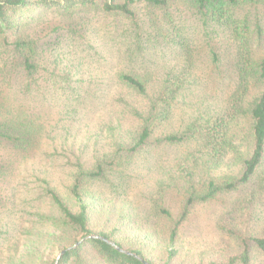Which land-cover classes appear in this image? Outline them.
<instances>
[{
  "label": "trees",
  "instance_id": "trees-1",
  "mask_svg": "<svg viewBox=\"0 0 264 264\" xmlns=\"http://www.w3.org/2000/svg\"><path fill=\"white\" fill-rule=\"evenodd\" d=\"M263 8L264 0H0V143L25 154L42 143L45 128L31 108L43 101L39 92L51 78L41 73L51 49L42 34H86L95 31L94 23L104 26L128 62L115 73L118 83L149 98L137 130L114 139L111 151L91 165L78 161L64 192L43 179L19 206L7 205L0 216V264H56V253L91 235L131 255L89 239L58 264H254L264 258V91L249 98L264 80V59L254 58V38L264 36ZM224 40L234 48L237 79L223 106L197 110L179 132L156 136L178 99L196 94L197 53L205 51L220 65ZM59 55L52 52L53 63ZM173 56L180 68L166 69L150 95L159 61ZM241 116L249 120L244 134L233 128ZM185 143L192 146L150 200L141 206L130 198L129 174L138 157ZM172 189L180 197L176 212L165 205ZM237 192L239 199L218 222L213 250L193 254L182 238L192 212Z\"/></svg>",
  "mask_w": 264,
  "mask_h": 264
},
{
  "label": "rangeland",
  "instance_id": "rangeland-1",
  "mask_svg": "<svg viewBox=\"0 0 264 264\" xmlns=\"http://www.w3.org/2000/svg\"><path fill=\"white\" fill-rule=\"evenodd\" d=\"M93 27L95 31L86 34L58 36L46 33L41 36L45 49L47 43L51 48L46 52L47 59L41 73L45 79L51 78L50 82L46 81L49 85L45 90L39 92L43 101H34L31 108L45 128L44 136L40 146L26 154L0 143V216L4 215L7 205L11 208L20 205L26 199L22 195L29 187L39 189L43 179H49L57 190L64 192L78 161L91 165L96 155L111 151L114 139L126 138L140 124V116L144 115L149 98L137 97L118 83L115 73L128 64L126 55L110 41L104 26L94 23ZM256 38L254 58L261 62L264 59V36L260 41ZM73 41L83 46L72 47ZM218 49L222 55L220 65L214 64L205 51L197 53L198 68L192 76L193 80L199 81L193 85L196 94L187 92L186 101L178 99L172 117L158 129L156 136L179 132L189 119L196 118L197 110L202 111L210 105L212 109L223 106L222 102L229 97L237 76L234 73V48L231 49L224 40ZM55 51H60L57 64L52 62V52ZM180 65V59L175 56L165 61L161 59L159 66L162 70H156L149 94H154V88L164 78L166 69L180 68ZM258 86L257 83L252 86L249 98L264 91V80ZM200 99L204 100L203 105L199 103ZM248 127L249 120L244 116L233 125L241 134L246 133ZM191 146L185 143L144 151L129 174L132 175L130 198L137 199L144 206L157 189L158 182ZM239 197L237 192L197 206L182 231L187 249L195 255L212 251L220 238L218 222ZM8 198L10 201L6 204ZM179 200L178 192L172 189L165 205L176 212ZM254 264H264V258Z\"/></svg>",
  "mask_w": 264,
  "mask_h": 264
},
{
  "label": "water",
  "instance_id": "water-1",
  "mask_svg": "<svg viewBox=\"0 0 264 264\" xmlns=\"http://www.w3.org/2000/svg\"><path fill=\"white\" fill-rule=\"evenodd\" d=\"M89 239H101L102 241H104V242L110 244L111 246L115 247L116 249H118L120 252H123V253H126V254H128V255H131L130 252H127V251H125V250L119 248L114 242L109 241V240H107L106 238L99 237V236H97V235H91V236H88V237H86V238H83V239L80 240L79 242L75 243L72 247H69L68 249L62 250V251L58 254V256H57L56 264L59 263L60 259H61V258L67 253V252L76 249V248H77L78 246H80L83 242H85L86 240H89Z\"/></svg>",
  "mask_w": 264,
  "mask_h": 264
}]
</instances>
